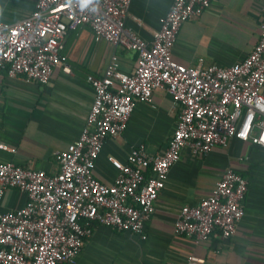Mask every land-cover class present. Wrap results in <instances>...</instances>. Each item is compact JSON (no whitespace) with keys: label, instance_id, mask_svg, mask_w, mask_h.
<instances>
[{"label":"built area","instance_id":"obj_1","mask_svg":"<svg viewBox=\"0 0 264 264\" xmlns=\"http://www.w3.org/2000/svg\"><path fill=\"white\" fill-rule=\"evenodd\" d=\"M211 1L173 0L151 41L126 24L131 0H34L22 19L0 20V73L8 77L46 84L55 67L70 72L65 37L84 24L95 40L138 54L131 73L119 69L114 54L102 76H87L93 103L79 137L57 152L56 173L0 161V199L9 188L27 196L23 206L0 212V264H75L96 224L145 239L144 223L184 147L204 155L233 137L264 147V16L258 42L239 62L187 66L172 57L182 23ZM160 87L181 105L172 138L156 155L139 145L125 161L109 157L117 174L102 182L93 170L105 140L122 134L136 103L151 102ZM0 149L13 150L1 141ZM246 192V178L228 168L209 195L181 207L175 232L195 243L215 232L228 239L244 214ZM196 261L190 256L184 264Z\"/></svg>","mask_w":264,"mask_h":264},{"label":"crops","instance_id":"obj_2","mask_svg":"<svg viewBox=\"0 0 264 264\" xmlns=\"http://www.w3.org/2000/svg\"><path fill=\"white\" fill-rule=\"evenodd\" d=\"M172 1L131 0L127 26L151 41ZM0 3V20L10 23L34 7V0ZM263 16L264 0H212L199 15L182 23L172 57L187 66L239 62L258 42ZM64 53L70 72L57 66L46 84L0 73V141L13 149H0V161L56 173L57 152L79 137L93 103L95 94L87 76H102L114 54L119 69L131 73L138 58L135 51L95 40L86 24L67 33ZM180 110L165 87L153 91L151 102H137L123 133L105 140L94 175L110 184L117 170L109 157L125 161L132 147L142 145L149 155L161 153L174 134ZM228 168L247 180L244 214L234 234L222 239L215 232L202 243L177 234L174 225L181 207L209 195ZM26 200L25 192L6 189L0 212L15 210ZM144 229L142 239L130 231L96 224L75 264H184L190 256L197 258L195 264H264V147L235 137L227 147L215 146L204 155L184 147Z\"/></svg>","mask_w":264,"mask_h":264},{"label":"rangeland","instance_id":"obj_3","mask_svg":"<svg viewBox=\"0 0 264 264\" xmlns=\"http://www.w3.org/2000/svg\"><path fill=\"white\" fill-rule=\"evenodd\" d=\"M1 1V0H0ZM0 5H1V3H0Z\"/></svg>","mask_w":264,"mask_h":264}]
</instances>
